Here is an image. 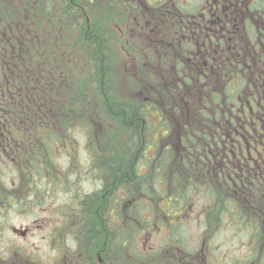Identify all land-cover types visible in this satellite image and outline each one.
<instances>
[{
  "label": "trees",
  "instance_id": "trees-1",
  "mask_svg": "<svg viewBox=\"0 0 264 264\" xmlns=\"http://www.w3.org/2000/svg\"><path fill=\"white\" fill-rule=\"evenodd\" d=\"M221 4L228 17H213L209 41L205 24L188 21L190 11L175 0H0V170L8 167L14 182L0 179V203L27 206L26 193L30 204L38 195L43 204L46 184L67 194L56 231L86 255L66 250L61 263L92 264L100 254L105 264H212L184 236L185 211L198 195L213 197L210 238L225 216L244 232L241 181L228 179L230 149L247 89L254 100L264 92V0ZM100 11L104 24L122 21L127 88L110 66L111 29L83 20ZM88 83L103 101L100 110L88 91L67 85ZM79 127L89 132V159L78 175L97 183L83 196L72 163L59 168L53 151L64 142L66 152ZM69 216L80 226L69 225ZM154 233L159 246L148 247ZM252 239L249 257L234 264H264L261 240ZM35 258L12 252L10 261L39 263Z\"/></svg>",
  "mask_w": 264,
  "mask_h": 264
},
{
  "label": "rangeland",
  "instance_id": "rangeland-1",
  "mask_svg": "<svg viewBox=\"0 0 264 264\" xmlns=\"http://www.w3.org/2000/svg\"><path fill=\"white\" fill-rule=\"evenodd\" d=\"M150 2L157 1V0H148ZM176 2L182 4V6L189 5H198L200 0H175ZM206 2L210 3V0H205L203 3L204 5ZM186 7V6H185ZM122 7L121 12L126 15V12L123 10ZM104 17L103 12L99 13H88L86 14V17H83V20L85 19L86 22L90 19L92 22H102L103 28L105 25L111 29V62L113 63L110 65L113 68L117 69V79L120 81V83L123 84L125 88L129 87V84L126 83V78L124 77L123 70V63H124V50L122 47V44L125 41V38L122 37L121 34V28L120 25L122 23L121 19L116 17L115 23L117 25L115 26H109L108 24H104L102 21ZM128 17V15H127ZM123 26V25H121ZM123 62V63H122ZM113 72H111L112 74ZM133 73L135 78L139 74V72H136L133 69ZM114 78V77H113ZM133 78V79H135ZM111 79V78H110ZM70 87H76L80 89V91L86 90L88 91L89 100L91 107L95 106L100 110L101 105L103 104V101L101 97L98 95V93H95V95L92 93L93 86L91 83L85 84L84 87L81 89L80 87L69 85ZM84 92V91H83ZM88 100V101H89ZM102 114V112H101ZM103 115V114H102ZM93 116V115H92ZM104 116V115H103ZM98 117V115H97ZM105 117V116H104ZM98 121L101 122V118L98 117ZM106 119V117H105ZM109 121V120H108ZM110 122V121H109ZM117 123V122H116ZM120 127V124L117 123ZM85 134H89L88 131H86V128L79 127L74 132V135L72 137V140H70L69 143H67L66 152L64 151V148H61L60 146L64 145V142H58L61 145L55 148V164L58 165L59 168L64 169L69 163H72V167H70V171L72 173V180L74 181V174L77 176V184L75 187V191L78 193V196H83V194L92 193L97 188V183L93 182L92 179H89L88 176L79 177L78 171H82L83 169L86 170V167L83 166L86 165L87 161V151L85 148L86 142H85ZM125 138H123V141ZM68 151V153H67ZM68 156V157H67ZM74 173V174H73ZM86 173V171H85ZM44 184V182H43ZM43 184H40L43 185ZM49 186V192H46L45 194H49L45 198V202L42 205H39L34 210L32 209H26L25 211H21L20 213L15 211H10L6 215L5 222L10 223V229L8 232H6L5 237L1 241V245L3 247V241L8 240L9 246H20L24 247L26 250L31 251L36 257L35 259L39 260L40 263L37 264H64L60 262V258L63 256L64 252L67 250L69 251V257L70 256H77L75 254H79L80 256L86 255L85 251L83 252H76V247L74 248V244L72 243L71 237L69 234L57 232L56 229H58V226L61 223L62 218L59 214H57V209L61 204L69 202V197H67V194L60 193L59 191L55 192L52 191L53 187L49 184H46ZM42 199V197H41ZM213 209V199L211 197H204L202 195H198L191 201V203L188 206L187 212L185 214V218L188 220V226L186 230H184V236H186V244L193 249L196 250H203L206 253V256L208 259H211L212 264H232L231 259L234 258V256L242 257L247 252L246 247V235L245 233L238 232L236 226L235 230L231 229L230 227V219L229 217L225 216L222 220V222L219 224L220 228L218 231H216L213 238H210V235L207 234L206 231V224L202 214L204 211ZM76 208L70 209V212H75ZM80 214V212H79ZM78 214V215H79ZM81 219H76L73 216L68 217V224L69 225H77L80 226ZM213 225V224H212ZM215 225V224H214ZM11 228H15L16 231H26L28 234L25 237H20L18 233H13L11 231ZM50 231H52V236H49ZM206 233V234H205ZM146 240V245L148 247L156 248L159 246V239L160 237L156 235V233L151 234ZM56 242L62 243L63 246L66 248L64 251H60L59 249L55 250L52 245ZM61 245L58 244V248H60ZM11 248H9L8 251H4L5 249H2L0 247V252H5L8 254V257L12 255ZM213 248L215 249V252L213 254ZM14 249V248H13ZM212 255V256H211ZM214 255V258H213ZM260 257V256H258ZM92 264H105L103 262L102 256L100 254H95V261H92ZM256 264H262L260 260L257 261Z\"/></svg>",
  "mask_w": 264,
  "mask_h": 264
},
{
  "label": "flooded vegetation",
  "instance_id": "flooded-vegetation-1",
  "mask_svg": "<svg viewBox=\"0 0 264 264\" xmlns=\"http://www.w3.org/2000/svg\"><path fill=\"white\" fill-rule=\"evenodd\" d=\"M222 0H210L206 2L203 6L190 7L187 6L185 9H189L190 15H188V21H193V24L201 26V22L205 24V37L209 41H213V32L209 29L213 25V17L220 18L223 17L227 19V12L229 11V6L221 4ZM188 40V38H187ZM217 41V40H215ZM264 48V47H262ZM245 101L241 104L240 111L243 114L242 127L240 126V132L235 130L233 133V138L231 140V174L228 176L231 185H236V181L240 179V187L244 192V233L246 235L247 252L245 258L250 255L251 244L254 242L252 238H258L261 240L262 247L264 248V92L256 100L252 99L250 89H247ZM232 119V118H231ZM8 146V144H5ZM10 152V151H8ZM8 161V159H6ZM4 160V162L6 161ZM6 163V162H5ZM9 168L5 167L0 170V179L5 183H10L14 186L13 178L9 177ZM23 190V189H22ZM20 191H18L17 194ZM25 195L29 201L28 205L25 204L20 209L25 211L26 209L34 210L39 205H41L42 199L41 195L35 197L36 202L32 205L31 194L29 196ZM9 199V195H7ZM32 205V207L30 206ZM0 207L3 209L1 214V219L6 220V215L12 210L15 211V205L12 203L10 206L9 202L0 203ZM1 221V220H0ZM2 227L0 228V243L5 237L6 232L9 231L10 226L8 222H2ZM13 233H18L20 237H25L28 233L26 231H16L15 228H11ZM52 236V231H50L49 236ZM4 251H8L10 247L11 252H29L24 247L20 246H9V241H3ZM52 247L60 251L66 249L64 246L58 248V242L52 245ZM14 248V249H13ZM260 252H264L262 248L259 249ZM0 264H30L25 261H10V256L3 252L0 257ZM36 264V263H34ZM66 264H74L73 262H68Z\"/></svg>",
  "mask_w": 264,
  "mask_h": 264
}]
</instances>
